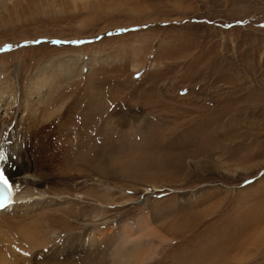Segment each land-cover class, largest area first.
<instances>
[{
	"label": "rangeland",
	"instance_id": "1",
	"mask_svg": "<svg viewBox=\"0 0 264 264\" xmlns=\"http://www.w3.org/2000/svg\"><path fill=\"white\" fill-rule=\"evenodd\" d=\"M30 6L0 9V86L19 94L1 127L32 122L38 160L40 127L62 149L69 253L99 224L82 264H264V0ZM45 69L57 84L34 95L25 81ZM80 124L87 162L61 144Z\"/></svg>",
	"mask_w": 264,
	"mask_h": 264
},
{
	"label": "bare ground",
	"instance_id": "2",
	"mask_svg": "<svg viewBox=\"0 0 264 264\" xmlns=\"http://www.w3.org/2000/svg\"><path fill=\"white\" fill-rule=\"evenodd\" d=\"M81 1L82 0H0V9L2 8L8 13L21 9H23L21 12H24L27 8L31 7L30 5L33 2L42 9H54V11L57 12L59 11L58 9L64 7L69 8L73 6V8H75ZM74 58L79 62L80 55H76ZM83 69L84 66L82 67V71ZM64 70L70 77H74L77 73V69L74 68L73 70L71 66H64ZM52 72L53 71L49 70L48 74L45 69L42 76L35 77L32 80L28 78L25 81V85L32 94L41 96L50 91L57 84V82L52 81ZM2 84L3 82L0 81V85ZM9 92V87L0 86V160H2V158L4 160L0 168L4 176L12 183L15 197L9 206L0 210V264H39L40 262L36 260L38 256L43 255L45 260L55 261L59 259V253L65 255L63 258L70 262L58 264H82L81 261L84 259H81V257L84 253L80 246H84L83 249H85L89 244V251L87 254L89 255L93 252L95 256L98 249L95 245L100 239L98 234H101L102 231L99 227L102 226H97L99 224L94 226L95 229L90 232V235L88 234L89 240H86L85 243L83 241V243L76 244L78 249H76V246L74 249L70 246L73 251L71 250L72 252L69 253V245L66 247L67 242L65 243L64 241L66 239H64L63 233L70 231L67 227L70 223L67 216V208L61 206L62 204L65 205L68 203L60 202V196H62V194L61 192L58 193L59 191L57 193L55 192L56 184L58 185L59 183L56 182L57 176L65 180L69 171H61L59 175L52 172V168L55 165L53 164L55 155L58 154L61 160L62 149L60 148V152L54 154L51 150L53 143L49 137L48 128L40 127L39 129L41 133L44 134V137L42 142H40L41 147L39 146L42 156L40 157L41 159L38 160L28 143L29 137L36 138L34 137V126L32 122L28 123L23 121V125H18L16 129L15 127L11 129V126L1 127L4 121L13 120L17 112L12 104L17 102L18 93L13 92L11 94L14 97L12 103H6L5 97ZM30 102L32 101L29 100L28 103L29 111L34 110V105L32 104L33 107H31ZM47 120L45 122H47ZM81 130L82 124L75 130V140L73 138L70 140L66 139L64 143L61 144H63L64 149L67 147V155L71 157V155L79 153L78 159L87 162L88 158L82 153V149L78 144ZM38 140L40 141L39 138ZM77 148H79L78 152H76ZM63 166L64 164L61 166V169ZM106 224L108 223L105 222L101 225ZM83 226L85 230H88L87 226ZM109 232H111V228H109ZM39 251L43 252V254L38 253ZM118 251L120 250H114V257ZM140 251L141 250H138L134 253H136L138 259L141 257L142 261L143 255ZM67 254H69V256ZM130 255L132 254L129 253L128 256H124L121 261L125 264H132V261H135L134 254L132 256ZM43 263L45 262L43 261ZM98 263L95 257L89 256L87 264Z\"/></svg>",
	"mask_w": 264,
	"mask_h": 264
},
{
	"label": "snow or ice",
	"instance_id": "3",
	"mask_svg": "<svg viewBox=\"0 0 264 264\" xmlns=\"http://www.w3.org/2000/svg\"><path fill=\"white\" fill-rule=\"evenodd\" d=\"M57 43H59V42H57ZM0 184H3L5 187H7L9 189L11 187L8 179L4 176L2 171H0ZM3 207H4V205L2 203H0V209H2Z\"/></svg>",
	"mask_w": 264,
	"mask_h": 264
}]
</instances>
